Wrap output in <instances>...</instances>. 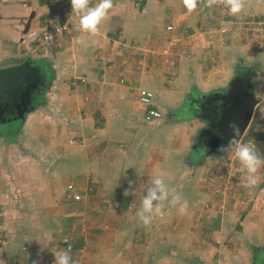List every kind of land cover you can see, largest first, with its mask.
Wrapping results in <instances>:
<instances>
[{
	"label": "crops",
	"instance_id": "0c3cea01",
	"mask_svg": "<svg viewBox=\"0 0 264 264\" xmlns=\"http://www.w3.org/2000/svg\"><path fill=\"white\" fill-rule=\"evenodd\" d=\"M97 2L90 0L91 5ZM112 4L97 34L79 32L76 16L70 31L42 50L35 46L45 25L68 15L67 0H0V68L30 63L39 69L46 85H52L53 90L48 86L53 91L50 97L57 100L55 109L45 103L43 87L41 93H27L21 114L0 110V264H48L54 256L47 254L61 242L56 240L60 227L76 225L81 218L79 199L74 196L82 193L84 202L89 199L98 207L103 196L114 195L115 178L104 182L101 165L108 167L117 161L114 156H120L129 163L136 160L145 168L152 164L156 168L160 136L162 132L170 136L176 128L187 94L228 91L237 77L247 75L238 60L228 63L222 41L214 43L210 35L196 39L201 25L195 23L200 22L198 16L177 14L185 11L184 0H112ZM169 25L173 28L168 29ZM206 25L202 20V26ZM215 31L222 35L221 30ZM184 46L191 57L181 52ZM167 47L169 64L159 56ZM228 65L232 72L226 77ZM164 67L169 71H163ZM249 73L257 98L264 65L254 63ZM75 77L86 82L74 86V92L58 91ZM141 88L155 92L153 106L163 111L154 122L145 120ZM263 102L264 96L259 103ZM258 119L264 122V111L255 108L246 132L258 129ZM17 123L23 129V141L16 133L11 136ZM6 124L13 128L10 135L5 134ZM149 129H153L151 137L146 133ZM84 132L89 137L83 143L69 136ZM83 159L89 161V168H82ZM153 172L152 177L157 175ZM144 188L140 183L136 188L127 185L123 194L144 195Z\"/></svg>",
	"mask_w": 264,
	"mask_h": 264
},
{
	"label": "rangeland",
	"instance_id": "374dc122",
	"mask_svg": "<svg viewBox=\"0 0 264 264\" xmlns=\"http://www.w3.org/2000/svg\"><path fill=\"white\" fill-rule=\"evenodd\" d=\"M244 4L245 8L238 16L229 13L224 0H215L211 6L207 0H198L195 10H178L177 14L184 15L186 12V15L198 16L200 22L195 23L201 25L197 28L199 36L196 39L200 40L202 36L207 39L206 35H210L214 43L222 41L226 46L224 49H227L224 54L228 63L234 64V60H238L240 68L249 75L254 63L264 65V0H244ZM202 20L206 26H202ZM74 21L72 18V23ZM218 29L222 35L217 34L215 30ZM184 48H181L182 53L185 52ZM167 49L159 52V56L163 63L169 64ZM184 55L191 57L186 53ZM162 70L169 71V68L164 67ZM228 70L226 77L230 76L232 68ZM79 82L84 83L86 80L81 82L80 77H75L71 85L59 86L58 91L62 94L66 90L74 92V86ZM48 86L39 84L28 91L26 84H22L17 94L18 103L7 102L11 99L1 97L0 101L5 99L6 105H15L16 112L18 110V114H21L26 93H41L45 87V103L55 109L57 100L50 97L53 92L50 87L52 90L53 87ZM183 87L185 83H182ZM226 93L225 88H218L187 94L189 97L181 102L180 112L183 114L176 118L179 123H174L176 128L170 136L166 132L160 136L162 147L160 158L155 159L158 164L156 168L155 164L150 165V168L146 165V171L143 162L135 160L129 163L127 157L120 156H114L117 161L109 163L108 167L101 165L99 173L103 175L104 182L110 177L115 178L114 195L103 196L97 203L98 207L89 199L84 202L83 197L76 200L81 218L76 225L71 223L67 228L60 227L56 234V240L61 239L60 244L50 254H46L53 257V252L67 250L78 264H264V166L259 169L258 184L251 188L245 187V170L234 154L222 151L229 143L220 146L214 144L217 137L212 133L218 118L201 114V108L209 104L218 107L220 113V97ZM263 96L264 79L261 84H257L256 108L260 111H264V102L259 103ZM258 120V129L244 133L241 142L252 145L264 154V145L261 143L264 139V122ZM48 123L52 125L51 120ZM20 125L16 124L12 134L13 128L6 124L5 134L13 136L16 133L18 139L23 141L24 133ZM153 129L156 131V128ZM153 129L146 132L150 133V137ZM69 136L82 143L89 137L86 132L69 133ZM149 140L152 141V138ZM156 153L159 154V151ZM89 164L83 159L82 168H89ZM153 171L164 178L171 193H179L182 199L187 200L188 206L184 213H179L176 207L165 201L161 212L146 226L137 215L143 195L123 193L127 185L136 188L140 183L142 188H147ZM88 182L94 183L92 180ZM53 261L51 259L48 264H53ZM33 263L42 264L37 261Z\"/></svg>",
	"mask_w": 264,
	"mask_h": 264
},
{
	"label": "clouds",
	"instance_id": "9594fccd",
	"mask_svg": "<svg viewBox=\"0 0 264 264\" xmlns=\"http://www.w3.org/2000/svg\"><path fill=\"white\" fill-rule=\"evenodd\" d=\"M209 6L215 0H207ZM72 13L78 18L75 28L82 33L95 35L100 30V25L108 18L113 7L112 0H98L95 5L90 0H71ZM184 6L191 12L198 7V0H184ZM224 6L229 13L238 16L245 8L244 0H224ZM233 136L229 144L222 151L234 154L243 170H245L244 186L251 188L259 182V169L264 166V154L257 151L252 145L241 142L239 128L233 124ZM177 208L179 213L187 210L188 202L182 199L179 193H171L165 180L160 175H155L146 188L137 210V215L144 225H150L154 216L161 212L163 202ZM54 253L53 264H78L67 250H59Z\"/></svg>",
	"mask_w": 264,
	"mask_h": 264
},
{
	"label": "water",
	"instance_id": "95a60500",
	"mask_svg": "<svg viewBox=\"0 0 264 264\" xmlns=\"http://www.w3.org/2000/svg\"><path fill=\"white\" fill-rule=\"evenodd\" d=\"M44 81L39 69L30 63L24 62L0 68V97L11 99L7 102L17 103L18 90L22 84H26L29 91L39 84L46 85ZM220 99L221 111L212 133L213 136L217 137L214 142L215 146L229 143L234 134L231 127L233 124L239 128L242 137L250 125L257 104L256 95L247 75L237 77L227 93L222 95Z\"/></svg>",
	"mask_w": 264,
	"mask_h": 264
},
{
	"label": "built area",
	"instance_id": "2783aa9c",
	"mask_svg": "<svg viewBox=\"0 0 264 264\" xmlns=\"http://www.w3.org/2000/svg\"><path fill=\"white\" fill-rule=\"evenodd\" d=\"M67 4L69 7V13L64 19H58V20H50L45 25V31L43 34H41V37H39L37 45L35 46L36 49H42V50H48L52 46H54L69 30L72 18L74 19V13H72V6H71V0H67ZM76 16V15H75ZM173 26L169 25L168 29H172ZM260 29H263L262 27H259ZM264 31V30H263ZM262 31V32H263ZM187 55L191 56L189 54V51L184 48ZM187 50V51H186ZM80 80L84 82L86 79L84 77H81ZM155 97L156 94L151 89L141 88L139 90V99L140 102L146 107L147 111L145 113V120L147 122H154L155 120L161 118L163 116V111L159 107H154L153 104L155 103ZM70 187H73L70 185ZM80 195L76 194L75 198L80 199ZM71 245L69 244V248Z\"/></svg>",
	"mask_w": 264,
	"mask_h": 264
},
{
	"label": "flooded vegetation",
	"instance_id": "af4514ba",
	"mask_svg": "<svg viewBox=\"0 0 264 264\" xmlns=\"http://www.w3.org/2000/svg\"><path fill=\"white\" fill-rule=\"evenodd\" d=\"M4 102H5V99H1V101H0V110L2 112L8 113V112H11V111L15 110V108H14L15 105H13L11 103H9V105H6ZM201 109H202L201 114L209 115L211 117L218 118V115H217V113H219V108L218 107H212L209 104L207 107H205V108L202 107ZM209 110H211V111H209Z\"/></svg>",
	"mask_w": 264,
	"mask_h": 264
},
{
	"label": "trees",
	"instance_id": "16d2710c",
	"mask_svg": "<svg viewBox=\"0 0 264 264\" xmlns=\"http://www.w3.org/2000/svg\"><path fill=\"white\" fill-rule=\"evenodd\" d=\"M254 131V130H253ZM252 132V131H251ZM249 137V136H248ZM264 138V137H263Z\"/></svg>",
	"mask_w": 264,
	"mask_h": 264
}]
</instances>
